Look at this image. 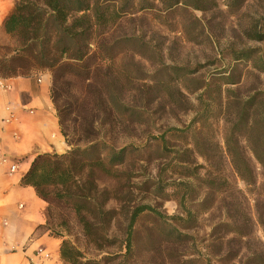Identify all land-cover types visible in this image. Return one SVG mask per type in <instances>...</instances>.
<instances>
[{
	"label": "rangeland",
	"instance_id": "rangeland-1",
	"mask_svg": "<svg viewBox=\"0 0 264 264\" xmlns=\"http://www.w3.org/2000/svg\"><path fill=\"white\" fill-rule=\"evenodd\" d=\"M98 1L114 21L65 60L55 101L70 142L90 128L105 161L123 152L97 174L114 196L105 247L73 220L66 238L105 264H264V0ZM14 44L2 35L0 55ZM139 205L162 216L138 215L122 262Z\"/></svg>",
	"mask_w": 264,
	"mask_h": 264
},
{
	"label": "trees",
	"instance_id": "trees-1",
	"mask_svg": "<svg viewBox=\"0 0 264 264\" xmlns=\"http://www.w3.org/2000/svg\"><path fill=\"white\" fill-rule=\"evenodd\" d=\"M199 1L173 0V4L185 2L198 8ZM115 14L114 8L104 6L98 0H15L2 22L3 33L15 44L2 47L9 49V54L0 55V77L48 71L60 131L71 145V149L62 154L36 155L21 179L22 184L33 187L37 196L46 202L45 223L38 225L36 230L48 231L61 239L60 257L68 264H105L96 258H85L66 236L70 234L69 223L73 220L87 243L97 250L105 247L113 215L106 203L114 196L99 187L97 174L112 176L114 160L123 148L112 152L105 161L94 130L84 127L74 131L76 142H70L55 96L59 85L66 79L65 60L83 63L89 48L100 45L98 28L113 22ZM80 119L83 121V117ZM80 141L88 144L78 146ZM236 171L242 179H247L237 167ZM145 210L162 216L148 205H139L130 212L121 245L124 248L122 262L131 252L134 223Z\"/></svg>",
	"mask_w": 264,
	"mask_h": 264
},
{
	"label": "crops",
	"instance_id": "crops-1",
	"mask_svg": "<svg viewBox=\"0 0 264 264\" xmlns=\"http://www.w3.org/2000/svg\"><path fill=\"white\" fill-rule=\"evenodd\" d=\"M14 1L0 0V37ZM1 80L10 88H0V153L18 169L10 173L0 164V264H65L59 253L61 239L36 230L45 223L46 202L21 183L36 155L70 149L51 99V76L38 71Z\"/></svg>",
	"mask_w": 264,
	"mask_h": 264
},
{
	"label": "built area",
	"instance_id": "built-area-1",
	"mask_svg": "<svg viewBox=\"0 0 264 264\" xmlns=\"http://www.w3.org/2000/svg\"><path fill=\"white\" fill-rule=\"evenodd\" d=\"M1 79L2 78H0V88L9 89L10 85L4 83ZM0 164L7 166V169L10 173H14L18 169V164L16 162H14L13 160H11L10 158H8L7 156L1 153H0Z\"/></svg>",
	"mask_w": 264,
	"mask_h": 264
}]
</instances>
